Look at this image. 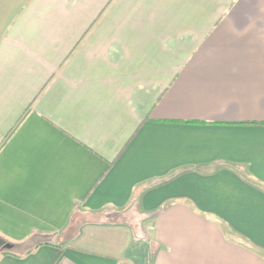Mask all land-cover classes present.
<instances>
[{
	"label": "crops",
	"instance_id": "obj_1",
	"mask_svg": "<svg viewBox=\"0 0 264 264\" xmlns=\"http://www.w3.org/2000/svg\"><path fill=\"white\" fill-rule=\"evenodd\" d=\"M0 237L264 264V0H0Z\"/></svg>",
	"mask_w": 264,
	"mask_h": 264
},
{
	"label": "trees",
	"instance_id": "obj_2",
	"mask_svg": "<svg viewBox=\"0 0 264 264\" xmlns=\"http://www.w3.org/2000/svg\"><path fill=\"white\" fill-rule=\"evenodd\" d=\"M12 249H13V246L9 242H7V241H6V246H3V247L0 246V252H2V253H11L12 252Z\"/></svg>",
	"mask_w": 264,
	"mask_h": 264
},
{
	"label": "water",
	"instance_id": "obj_3",
	"mask_svg": "<svg viewBox=\"0 0 264 264\" xmlns=\"http://www.w3.org/2000/svg\"><path fill=\"white\" fill-rule=\"evenodd\" d=\"M0 246H6V241L0 237Z\"/></svg>",
	"mask_w": 264,
	"mask_h": 264
}]
</instances>
